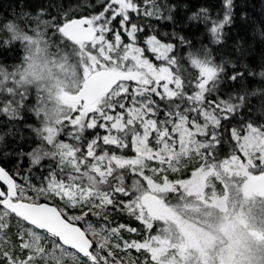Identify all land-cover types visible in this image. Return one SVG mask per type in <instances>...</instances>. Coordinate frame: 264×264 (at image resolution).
Wrapping results in <instances>:
<instances>
[{
  "label": "snow or ice",
  "instance_id": "6c2138e0",
  "mask_svg": "<svg viewBox=\"0 0 264 264\" xmlns=\"http://www.w3.org/2000/svg\"><path fill=\"white\" fill-rule=\"evenodd\" d=\"M15 24L73 50L85 85L55 128L25 120L32 95L0 90V264H154L142 201L162 196L153 184L181 192L178 155L264 176V0H16L0 32ZM15 52L0 39V64ZM98 72L112 79L90 99Z\"/></svg>",
  "mask_w": 264,
  "mask_h": 264
},
{
  "label": "rangeland",
  "instance_id": "374dc122",
  "mask_svg": "<svg viewBox=\"0 0 264 264\" xmlns=\"http://www.w3.org/2000/svg\"><path fill=\"white\" fill-rule=\"evenodd\" d=\"M69 55L63 50L50 54L43 37L27 38L26 52L11 71L5 72L6 79H0V89L10 76L15 86L8 88L10 91L25 92L32 86L41 93V99L35 95L38 104L32 110L42 111L43 128L56 127L68 111L70 102L65 95L74 94L83 83L82 65L70 61ZM254 150L249 145V151ZM114 162L119 166L127 163ZM197 163L190 153L177 156L175 166L184 179L181 192L176 193L172 184L151 186L153 192L162 194L163 207L151 219L157 220L155 237L143 245L151 254V262L264 264V192L252 189L257 175L239 161L230 168L209 166L193 171Z\"/></svg>",
  "mask_w": 264,
  "mask_h": 264
},
{
  "label": "trees",
  "instance_id": "16d2710c",
  "mask_svg": "<svg viewBox=\"0 0 264 264\" xmlns=\"http://www.w3.org/2000/svg\"><path fill=\"white\" fill-rule=\"evenodd\" d=\"M15 3H16V0H0V13H2L4 15H8V12L10 10V5L15 4ZM255 14L259 15L258 10ZM260 30L264 31V25L260 26ZM13 32H15V34H12ZM32 37H35V38L43 37L47 43L48 50H49L50 54L55 55L59 50H63V51L70 54L69 55L70 61L74 62L78 66L82 65L81 62L76 59V54L74 53V51L71 50L70 48L66 49V48L62 47L61 46L62 42L54 40L51 36H49L47 34V31L45 28H43V27L34 28L33 34L29 35L28 32H26L22 26H20L19 24H15L7 36H5L3 32H0V39H4L7 43L13 45L16 49V52L14 53L13 57L9 58L7 60V62L10 63L9 64L10 68L13 65H15L21 59V55L24 53V51L26 52L27 38H32ZM21 38L23 39V41L21 40ZM257 38H259V34H258ZM257 48H259L258 44H257ZM14 60L16 62L12 63ZM9 67H5L3 64H0V79L1 78H3L4 80L6 79L5 72L7 70H9ZM7 77L9 79V82L12 83V81L10 80V76H7ZM7 83L8 82H5V84H7ZM5 84H4V89L2 87L0 90L10 91L8 88L5 87ZM12 85L14 86L13 83H12ZM27 88L28 89H26L24 93H28V94L32 95L33 99L37 98L35 96L36 94H39V97L37 99H41V93L39 91H37L34 87L31 86V87H27ZM37 104H38V102L34 101V105H37ZM31 110H32V108H31ZM9 111H10V113L13 111V108L11 105H9ZM34 114L37 117H35L31 113H26L25 114V120H27L30 124H34V125H38V120H39L40 128H43V125H44L43 120L44 119H43L42 111L41 110H39L37 112L34 111ZM58 122H57V124H58ZM36 139L38 140L39 138L37 137ZM120 167H123V166H120ZM189 172H190L189 169H187V174ZM152 222L154 223L155 228L157 229V220H152ZM155 232L152 234L151 238L155 237ZM150 239H148L147 242H149Z\"/></svg>",
  "mask_w": 264,
  "mask_h": 264
},
{
  "label": "water",
  "instance_id": "95a60500",
  "mask_svg": "<svg viewBox=\"0 0 264 264\" xmlns=\"http://www.w3.org/2000/svg\"><path fill=\"white\" fill-rule=\"evenodd\" d=\"M112 75L113 74L110 72H98L90 78L88 82L90 99H95L96 95L102 94V92L109 85V82L112 79ZM84 85L85 80L83 81L81 87ZM78 91H76V93ZM74 94L65 95L66 101L70 102L69 98L72 97ZM253 189H255L257 192H262L264 190V176L257 175L253 179ZM142 203L145 205L149 216H155L161 209V201L155 195L145 197ZM28 214L41 227H47L54 231L61 232L69 241L82 242V238L79 237L75 231L70 229L52 213H46L38 209H31L28 211Z\"/></svg>",
  "mask_w": 264,
  "mask_h": 264
}]
</instances>
